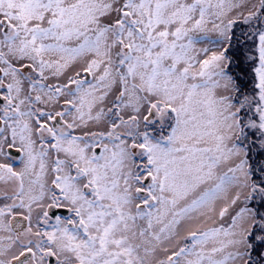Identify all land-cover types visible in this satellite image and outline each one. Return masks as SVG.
Listing matches in <instances>:
<instances>
[{"label": "snow or ice", "instance_id": "snow-or-ice-1", "mask_svg": "<svg viewBox=\"0 0 264 264\" xmlns=\"http://www.w3.org/2000/svg\"><path fill=\"white\" fill-rule=\"evenodd\" d=\"M0 264H264V0H0Z\"/></svg>", "mask_w": 264, "mask_h": 264}]
</instances>
